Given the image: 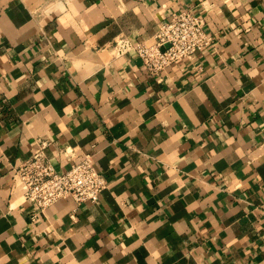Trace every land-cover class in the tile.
Instances as JSON below:
<instances>
[{"label": "crops", "instance_id": "obj_1", "mask_svg": "<svg viewBox=\"0 0 264 264\" xmlns=\"http://www.w3.org/2000/svg\"><path fill=\"white\" fill-rule=\"evenodd\" d=\"M183 8L212 43L152 76L119 36ZM39 140L97 203L23 199ZM0 264H264V0H0Z\"/></svg>", "mask_w": 264, "mask_h": 264}, {"label": "built area", "instance_id": "obj_2", "mask_svg": "<svg viewBox=\"0 0 264 264\" xmlns=\"http://www.w3.org/2000/svg\"><path fill=\"white\" fill-rule=\"evenodd\" d=\"M206 21L190 8H183L165 20L148 40L133 43L126 36L115 39L112 51L116 56L135 52L148 74L155 76L166 67L189 59L212 43ZM47 140H39L37 150L14 166V179L22 188L23 199L37 210H44L56 201L71 197L75 204L97 203L107 186L105 176L95 167L92 153L59 171L44 153Z\"/></svg>", "mask_w": 264, "mask_h": 264}]
</instances>
